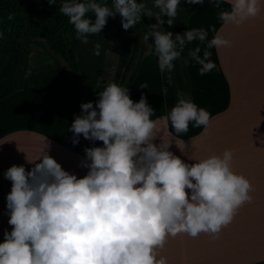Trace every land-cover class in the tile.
Masks as SVG:
<instances>
[{
  "label": "clouds",
  "instance_id": "clouds-1",
  "mask_svg": "<svg viewBox=\"0 0 264 264\" xmlns=\"http://www.w3.org/2000/svg\"><path fill=\"white\" fill-rule=\"evenodd\" d=\"M185 2L202 5L205 0ZM209 3L220 9L222 22L219 31L212 29L211 40L203 28L175 36L163 29L164 17L173 25L181 0H153L157 12L142 0H60L59 13L84 44L101 33L109 17L118 15L124 30L142 17H154L157 23L143 40L153 39L150 48L160 72H172L187 44L207 41L202 55L199 44L188 52L204 75L215 67L209 49L232 46L223 28L240 26L260 11L259 0H231L229 10L221 9V0ZM93 54H101L99 42ZM97 95L95 104L80 105L81 113L68 128L73 145L81 135L102 142L84 149V176L64 170L47 151L30 170L12 165L4 172L11 181L5 214L12 228L4 231L0 264H167L158 250L169 237H215L242 205L252 202L253 187L233 170L230 150L187 163L169 150L171 142L160 138L154 143L159 120L150 118L153 110L143 95L134 102L128 87L117 83L106 84ZM166 119L177 134L187 132L190 122L205 131L211 122L206 109L179 94Z\"/></svg>",
  "mask_w": 264,
  "mask_h": 264
},
{
  "label": "crops",
  "instance_id": "crops-1",
  "mask_svg": "<svg viewBox=\"0 0 264 264\" xmlns=\"http://www.w3.org/2000/svg\"><path fill=\"white\" fill-rule=\"evenodd\" d=\"M230 6L231 0H221L222 10H229ZM259 8L256 17L240 26L223 28L221 34L232 46L209 49L210 60L215 64L210 72L200 75V65L188 59L192 102L211 116L207 130L203 126L193 127L191 123L187 132L175 133L166 119L175 106L174 99V104L167 108L153 107L150 118L159 120L154 143L159 144L160 138L171 142L169 150L187 163L230 150L233 170L245 176L253 187L252 202L245 205L264 211V0H259ZM219 10L205 0L189 16L187 30L203 28L208 31L207 40H211L215 34L212 29H221ZM197 44L198 41L191 42L190 49ZM205 44H199L201 55ZM42 62L56 73L52 89L40 94L37 87L42 84V72L46 71L41 67ZM166 83L169 85L167 78ZM51 96L56 109L46 103V100L51 102ZM64 100L59 66L45 51L32 46L23 89L0 102V243L4 242L5 229L11 231L12 228L5 214L11 181L4 178V172L9 167L23 165L30 170L47 151L64 170L78 177L87 172L80 166L85 148L73 145L72 133L68 132ZM158 252L164 256L163 249Z\"/></svg>",
  "mask_w": 264,
  "mask_h": 264
},
{
  "label": "rangeland",
  "instance_id": "rangeland-1",
  "mask_svg": "<svg viewBox=\"0 0 264 264\" xmlns=\"http://www.w3.org/2000/svg\"><path fill=\"white\" fill-rule=\"evenodd\" d=\"M137 2L140 3L141 0ZM142 2L153 12L158 11L153 7V0H142ZM187 11V5L178 6L173 25H168L166 23L168 17H164L163 29L171 31L173 36L181 34ZM25 15L34 19H44L31 11L0 9V31L8 21ZM134 34V32L119 33L89 40L88 44L82 43L78 57L84 102L88 98L91 87L95 89L94 101L96 102L98 92L102 91L106 84L116 83L120 78L130 58ZM96 42L101 44L99 56L93 54V44ZM152 43L150 39L148 42H145L143 37L141 39L139 56L142 64L137 80L130 90V98L134 102H139L143 95L151 108L157 105L167 108L168 105L174 104V101L165 75L159 70L157 57L150 48ZM61 63L66 73V80L70 83L73 73L64 60ZM57 66H59L58 63ZM41 67H45L46 71L42 72L40 81L42 84L37 87V91L43 94L48 88L52 89V78L56 72L47 63L42 62ZM165 89H167L166 92ZM51 102L46 100V103L52 104V108H55L56 103L54 100L53 104L52 96ZM163 250L167 264H264V211L253 210L244 204L237 210L233 221L215 237L206 233H201L196 238L179 234L174 238L169 237Z\"/></svg>",
  "mask_w": 264,
  "mask_h": 264
},
{
  "label": "trees",
  "instance_id": "trees-1",
  "mask_svg": "<svg viewBox=\"0 0 264 264\" xmlns=\"http://www.w3.org/2000/svg\"><path fill=\"white\" fill-rule=\"evenodd\" d=\"M181 5L188 6L184 26L180 34L183 35L184 32L188 31V18L198 5L187 4L185 0H181ZM59 6L60 0L52 5H49L48 0H0V9L5 11L25 10L44 17V19H34L25 15L8 21L2 28L3 36H0V102L23 89L29 56L32 46L35 45L45 51L59 65L61 81L65 91L64 111L66 120L71 126L74 117L81 113L80 105L82 103L93 102L95 104V89L94 87L90 88L88 98L84 102L80 75L81 67L78 57L82 42L76 38L73 26L68 23L67 17L59 13ZM152 24H156L154 17H142L141 22L134 28L124 30L117 15L115 18H108L100 34L89 37V40H96L119 33H135L130 58L120 78L116 81L117 84L128 87L129 95L141 66L140 42L145 31L150 30ZM149 39L153 41L152 38ZM189 50L190 43L185 47L181 57L174 61L172 72H165L175 104L178 100V94L192 101L191 85L187 72ZM62 60L67 63L73 73V79L70 83L66 80ZM78 144L86 148L99 146L100 141L91 142L81 135Z\"/></svg>",
  "mask_w": 264,
  "mask_h": 264
}]
</instances>
